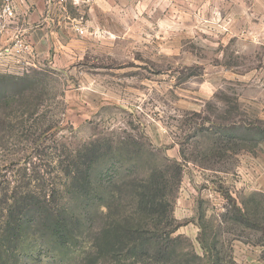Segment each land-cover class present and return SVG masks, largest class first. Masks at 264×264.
I'll return each instance as SVG.
<instances>
[{"label":"rangeland","instance_id":"rangeland-1","mask_svg":"<svg viewBox=\"0 0 264 264\" xmlns=\"http://www.w3.org/2000/svg\"><path fill=\"white\" fill-rule=\"evenodd\" d=\"M15 4L0 34V208L26 167L102 151L87 195L53 171L69 244L28 235L10 264H264V0ZM17 40L25 58L5 54ZM26 76V92L3 93ZM159 172L163 214L145 217L131 184ZM138 221L163 254L96 248Z\"/></svg>","mask_w":264,"mask_h":264},{"label":"trees","instance_id":"trees-1","mask_svg":"<svg viewBox=\"0 0 264 264\" xmlns=\"http://www.w3.org/2000/svg\"><path fill=\"white\" fill-rule=\"evenodd\" d=\"M11 78L13 84L5 89L3 92L5 94L12 90L26 92L24 90L26 85L32 81L29 76ZM2 98H6V95ZM101 151L99 143H92L75 155H65L62 152L58 160L55 159L49 167L46 166L49 170L40 169L34 172L33 168L23 169L21 181L25 183L27 189L23 192L12 191L10 197L7 194L2 196L5 206L0 208V264H10L11 258L16 255L18 243L28 235L49 237L61 247L69 244L73 235V230H70L73 216L67 214L59 204L60 186L52 177L53 171L62 173L69 180L68 184L61 187L74 189L80 195H87L93 189L92 170L99 162ZM165 182L160 172L150 175L147 179L132 182L131 187L136 190L134 201L138 213L145 217L163 214L164 195L161 194ZM167 217L170 219V215ZM141 222L118 225L114 234L110 235L113 239H110L107 232L103 233V239L96 248L103 250L105 247H111V251L127 250L135 255L138 248L149 252L156 250L157 246L160 248L156 251L163 254V246L151 241L150 237L144 238L152 232L150 230L152 224Z\"/></svg>","mask_w":264,"mask_h":264},{"label":"built area","instance_id":"built-area-1","mask_svg":"<svg viewBox=\"0 0 264 264\" xmlns=\"http://www.w3.org/2000/svg\"><path fill=\"white\" fill-rule=\"evenodd\" d=\"M60 3H63L65 0H58ZM16 15V4L15 0H0V31L4 30L9 22H11ZM15 54L23 56L29 48L26 44L17 40L15 42Z\"/></svg>","mask_w":264,"mask_h":264},{"label":"crops","instance_id":"crops-1","mask_svg":"<svg viewBox=\"0 0 264 264\" xmlns=\"http://www.w3.org/2000/svg\"><path fill=\"white\" fill-rule=\"evenodd\" d=\"M10 26V25H9ZM8 25H7V27L4 29V30H2V31H0V34H1V37L3 36V38L5 37V35L4 34H6L7 36H9V35H11L10 34V27H9ZM15 38V37H14ZM12 40H13V38H12ZM11 40V41H12ZM15 51H16V48H14V47H11V49L10 48H7L6 50H5V54L6 55H11L12 54V56H15V57H17V58H22V57H24L25 55H23V56H20V55H16L15 54ZM8 58H10V59H12L11 57H8ZM25 58V57H24Z\"/></svg>","mask_w":264,"mask_h":264}]
</instances>
